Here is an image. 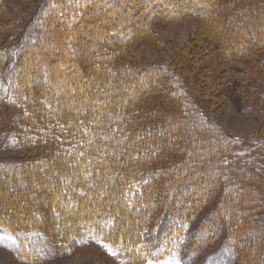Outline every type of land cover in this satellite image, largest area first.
<instances>
[{"label": "trees", "instance_id": "trees-1", "mask_svg": "<svg viewBox=\"0 0 264 264\" xmlns=\"http://www.w3.org/2000/svg\"><path fill=\"white\" fill-rule=\"evenodd\" d=\"M133 1L50 4L59 3L58 15L67 19L96 20V11L109 12L121 4L129 10ZM204 2L195 12L203 27L188 57L196 64L197 49L209 39L218 47L200 71L191 70L186 77L169 65L121 63V47L141 31L131 32L132 23L121 13L115 14L118 20L106 28L103 39L86 50L84 63L57 54V62L76 65L73 72L47 75L48 65L37 73L35 83L26 69L13 71L31 34L39 40L44 32L39 22L28 28L22 45L0 48V107H31L42 115L36 123L47 124L41 125L47 129L46 139L43 135L37 141L56 143L45 158L0 162V243L32 251L43 234L24 231L46 223L69 230L79 245H109L132 262L174 254L188 264L216 246L201 264H233L235 259L239 264H264V221L259 218L264 206V140L249 152L250 146H240L206 111L213 97L225 95L246 116L264 120V0ZM45 31L48 40L52 32ZM90 33L78 31V37ZM65 36L67 30L61 32L62 40ZM38 49L39 55L46 52ZM216 66L233 70V79L199 89L197 76ZM32 129L18 133L22 143L36 141L38 133ZM15 139L9 135L0 144L6 149L17 146ZM52 187L62 195L54 196ZM66 200L72 205L68 210L62 207ZM45 206H53L54 212L48 214Z\"/></svg>", "mask_w": 264, "mask_h": 264}, {"label": "rangeland", "instance_id": "rangeland-1", "mask_svg": "<svg viewBox=\"0 0 264 264\" xmlns=\"http://www.w3.org/2000/svg\"><path fill=\"white\" fill-rule=\"evenodd\" d=\"M50 1L2 0L0 3V48L13 43L18 45L17 47L22 45V42L26 41V31L30 26H34L35 22H39L37 24L41 29H44V32L39 33V40L33 39L35 32L31 34L32 39L24 47V55L17 63L16 70L13 71L19 74V72L26 69L27 75L34 83L36 82L37 73L48 65L47 75H61L60 72L65 74L74 71L76 65L65 66L61 62H57L56 59L60 56L57 55L58 53H61L64 58L74 57L84 63L86 50L89 47H95L103 39L105 33H107L106 28L118 20L115 15L118 13L122 14L123 19L132 23V26H129L131 32L136 33V30H141L128 45L123 47L117 45L125 48V53L120 56V62L123 64L130 63L133 66L147 65V63L169 65L176 67L178 73H185L183 75L186 77L191 70L193 73L200 71L201 65L205 63L211 52L218 47L216 40L212 38L203 47L197 49L199 57L197 56L198 61L196 64L192 63L188 57L187 50L189 46L195 45L193 42L203 27L202 20L195 15V12H199V8L205 5L204 0H143L140 2L132 0L133 5L129 10L123 9L121 4L112 5L109 12L104 13L102 11V13H98L96 11L95 16L93 15V17H97L96 20L95 18L94 20H85V17L67 19L59 16L61 5L56 3L53 7ZM157 1L162 3H160L161 7L155 4ZM72 8L74 9V7ZM154 14L157 15L152 16ZM72 22L74 24L78 22V26L72 24ZM146 27L149 29L148 33H144L146 30H142ZM47 28L52 32V37L48 40L44 39L47 36L45 31ZM88 29H91L92 33L88 37L80 39L78 31L85 32ZM57 30L58 32H56ZM65 30H67V36L62 40L61 32ZM18 39L19 41H17ZM38 48H43L46 52L39 55L37 53ZM104 50L107 49L104 48ZM15 54L16 51L12 55V60ZM30 54H34L31 56L32 58L27 57ZM234 64L245 68L243 63L234 62ZM232 71L225 69L223 66L205 68L196 78L197 87L202 90L206 87L212 89L214 86L224 85L233 79ZM208 94L210 95V93ZM204 95L206 96V94ZM149 103L154 105L151 102ZM206 111L210 118L217 122L224 131L239 143H242L240 146H250L247 151H252L260 141L264 140V120H257L243 114L236 102L230 97L225 95L213 97L211 103L206 104ZM41 117L42 115L32 111L31 107L23 106L21 108L20 105L15 103L4 108L0 107V141L1 139L2 141L7 140L11 135L13 138H17L15 140L19 142L17 146L15 144V146L8 147V149L3 148L0 144V162L39 160L54 152L55 141L50 139L48 142L46 140L37 141L44 137L43 135L46 139L47 129L41 126L43 121L39 120V123H36V120H34L41 119ZM29 123H32L33 126ZM45 125L47 126L46 123ZM31 128L34 130L33 133H38L36 141L30 139L28 142L22 143L23 140L22 138L19 140L18 133L31 130ZM261 162L264 164V160ZM49 190L57 198L62 195L55 187L49 188ZM71 206V203L67 200L62 204V207L67 210ZM46 209L48 214L54 212L53 206H47ZM43 211H45V214L47 213L46 210ZM7 214L9 215V213ZM43 218H39V220ZM259 218L264 221V206H262L259 213ZM16 225L24 228V225ZM42 230H44V233ZM36 232L43 234L42 240L33 243L35 247L32 251L27 249L16 251L0 243V264H183L181 259L174 254L149 258L143 262H132L125 254L109 245L77 244L73 241L74 235L57 224L55 226L51 225L50 228L46 223L44 225L37 224L35 228L24 231V234L35 236ZM215 251H217L216 246L207 248L199 253L192 263L188 264L204 263L208 256L214 254ZM225 260L226 258L223 257L221 262ZM233 264H239L238 260L235 259Z\"/></svg>", "mask_w": 264, "mask_h": 264}]
</instances>
